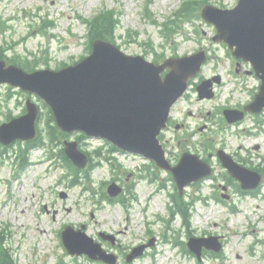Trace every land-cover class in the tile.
Segmentation results:
<instances>
[{
    "label": "rangeland",
    "instance_id": "374dc122",
    "mask_svg": "<svg viewBox=\"0 0 264 264\" xmlns=\"http://www.w3.org/2000/svg\"><path fill=\"white\" fill-rule=\"evenodd\" d=\"M183 1L0 0V51L34 70H58L60 65H70L88 54L89 26L82 18L110 9L119 19L111 42L124 53L162 62L166 57L203 48L207 59L199 74L202 78L219 76L220 82L214 84L211 99L199 100L192 87L173 106V120L184 125L178 129L172 125L165 132L163 143L171 152L169 156L174 159V153L185 145L201 157L214 155L220 148L237 162L264 170V131L255 128V117L248 116L239 125L230 126L220 116L224 104L250 100L259 82L245 73L246 64L235 71L238 60L227 54L224 44L212 41L215 27L199 14L204 4L231 8L237 0H197L200 7L192 4L186 18L176 20L178 23L164 38L161 24L173 18ZM199 79L198 75L194 82ZM28 94L0 85V123L24 113L25 99L30 97L39 105L36 127L48 142L47 108ZM203 138L211 145L208 151L203 148ZM65 139L76 140L91 162L99 165L87 172L74 171L58 154L63 144L54 141L45 150H28L25 157L31 164L20 168L17 157L25 149V141L16 139L4 146L0 143V232L13 264H107L66 252L58 237L66 224L74 229L83 225L80 228L88 237L116 254V264H264V183L257 195L240 194L237 185L224 177L225 170L216 156L208 157L214 168L213 178L188 185L182 194L187 200L206 196L205 204L193 201L189 221L192 235L219 236L223 248L219 257L208 250L197 260L186 248L187 228L181 225L180 216L171 217L170 194L177 190L167 172L136 154L112 152L110 144L99 138H84L73 132ZM110 181L123 187L122 203H110L106 198ZM219 184L228 189L222 191ZM222 192L229 195L228 199L221 198ZM94 219L102 223L95 224ZM101 232L111 235L113 244L102 239ZM148 240L153 244L142 255L130 262L125 260L132 247Z\"/></svg>",
    "mask_w": 264,
    "mask_h": 264
},
{
    "label": "water",
    "instance_id": "95a60500",
    "mask_svg": "<svg viewBox=\"0 0 264 264\" xmlns=\"http://www.w3.org/2000/svg\"><path fill=\"white\" fill-rule=\"evenodd\" d=\"M231 9L206 5L201 9L205 21L215 26L212 40L224 42L232 55L248 61L261 84L253 101L244 111L259 113L264 109V0H238ZM205 51L182 57H170L155 64L142 55L124 53L117 45L101 39L93 41L89 56L70 66L27 71L0 58V84L8 83L23 91L38 95L51 109L55 122L67 132L80 130L88 136L110 140L120 149L147 157L163 169L170 170L177 188L211 173L210 166L197 155L183 153L179 163L170 166L159 143L166 127L170 107L184 93L188 81L199 71ZM168 68V71L164 70ZM164 72V76L162 73ZM216 82L218 77H213ZM211 80L198 86V97L211 98ZM26 113L0 125V141L9 144L16 138L27 140L35 136L37 106L26 100ZM229 122L241 119L243 111L225 110ZM65 155L77 167L86 165V155L76 141H64ZM222 165L241 188H255L261 175L236 164L230 155L218 150ZM120 187L111 183L107 193L117 195ZM102 237L112 240L111 237ZM62 242L71 254H87L90 258L115 264L116 256L106 252L98 242L84 232L69 226L62 232ZM188 248L199 258L201 247L216 251V238L192 237ZM146 245L134 247L127 260L143 252Z\"/></svg>",
    "mask_w": 264,
    "mask_h": 264
},
{
    "label": "trees",
    "instance_id": "16d2710c",
    "mask_svg": "<svg viewBox=\"0 0 264 264\" xmlns=\"http://www.w3.org/2000/svg\"><path fill=\"white\" fill-rule=\"evenodd\" d=\"M192 4L195 5L194 8H198L200 7L199 3H196L195 1L191 2H184V4L181 6V8H179V10L175 13L176 16H182L185 17V15H187L192 7ZM113 10H103L100 13L96 14L95 16L92 17V19L88 22V43H89V49H91V44L93 39H101V40H110L112 41V37L115 31V27L118 24V19L116 17H114L113 15ZM186 18V17H185ZM170 23H164L163 24V28L165 30H172L171 28V24ZM0 57H4L3 53L0 51ZM10 62H15L18 63L19 66H21L22 68H25L29 71L34 70L33 66H29L27 64H23L22 62L15 60L14 57H11L10 59H8ZM44 106H46L43 103ZM47 110H46V114L48 115L47 117V136L46 138H48L50 140L49 143L53 142V141H57L59 143L62 142L63 138L67 137V133L65 132H61L58 127L55 125L54 123V116L52 115L50 109L46 106ZM56 134L58 136H56ZM56 136V138H55ZM39 146H45V140L42 137V135L40 134V131H38V135L35 138V140L28 142L27 144V149L30 147H39ZM207 146H209V144L207 143ZM97 156L100 154L99 151L96 152ZM59 155L60 158L62 159V161L64 160L66 162V164L71 167L74 171H78V169L74 168L71 164V162L66 158L64 151L62 148H60L59 150ZM20 166L23 167L25 166L28 162H26L25 160V154H21L20 157ZM97 164L91 163L89 165V168L94 167ZM171 197L174 199L175 205H176V209L175 211L180 214L181 218H182V224L185 226V228H187V232L188 235L192 234V229L189 225V220H190V213H189V205L191 203L189 202H185L183 200V196H180L178 192H175L174 194L171 195ZM109 199V198H108ZM3 237H2V233L0 232V241H2ZM0 264H13L12 261V257L10 255L7 254V249L6 248H1L0 249Z\"/></svg>",
    "mask_w": 264,
    "mask_h": 264
},
{
    "label": "bare ground",
    "instance_id": "6f19581e",
    "mask_svg": "<svg viewBox=\"0 0 264 264\" xmlns=\"http://www.w3.org/2000/svg\"><path fill=\"white\" fill-rule=\"evenodd\" d=\"M98 222H100V221H98L97 219H94V221H93V223H95V224L98 223ZM100 223H102V222H100ZM91 224H92V223H91ZM125 228H126V227H125ZM126 229H128V228H126ZM122 233L124 234L125 232L122 231Z\"/></svg>",
    "mask_w": 264,
    "mask_h": 264
},
{
    "label": "flooded vegetation",
    "instance_id": "af4514ba",
    "mask_svg": "<svg viewBox=\"0 0 264 264\" xmlns=\"http://www.w3.org/2000/svg\"><path fill=\"white\" fill-rule=\"evenodd\" d=\"M171 120V119H170ZM181 125H183L182 123H181Z\"/></svg>",
    "mask_w": 264,
    "mask_h": 264
}]
</instances>
